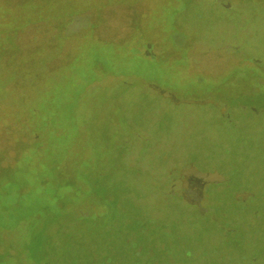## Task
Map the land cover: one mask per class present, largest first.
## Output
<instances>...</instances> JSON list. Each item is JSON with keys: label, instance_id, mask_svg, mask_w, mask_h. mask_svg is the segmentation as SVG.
<instances>
[{"label": "rangeland", "instance_id": "obj_1", "mask_svg": "<svg viewBox=\"0 0 264 264\" xmlns=\"http://www.w3.org/2000/svg\"><path fill=\"white\" fill-rule=\"evenodd\" d=\"M186 11L193 24L198 13L221 18L203 0ZM173 12L160 21L164 26ZM249 24L247 47L264 51V11L251 14ZM214 25L218 35L222 24ZM216 37L208 31L204 39ZM79 45L84 55L31 99L46 109L39 120L54 129L43 134L45 160L30 159L29 150L14 181L5 184L6 195L0 192V264H248V239L223 238V227L200 220L172 191H178L182 163L205 168L206 162L219 178L231 176L233 185L257 197L243 204L218 185L203 207L264 215V135H220L211 108L169 102L143 83H124L136 77L196 98L197 79L184 50L178 59L153 62L93 39ZM54 160L68 163L71 181L57 176L58 164L50 170ZM238 216L231 220L245 225ZM253 238L251 253L259 257L264 240Z\"/></svg>", "mask_w": 264, "mask_h": 264}, {"label": "flooded vegetation", "instance_id": "obj_2", "mask_svg": "<svg viewBox=\"0 0 264 264\" xmlns=\"http://www.w3.org/2000/svg\"><path fill=\"white\" fill-rule=\"evenodd\" d=\"M199 1L202 0H0V192L6 195L5 184L14 181L17 165L29 150L33 153L30 159L45 160L43 150L48 144L43 134L54 127L49 120H39L46 109L32 104L31 99L54 83L53 76L69 69L84 55L79 44L85 40L123 48L153 62L160 58L165 62L178 59L184 50L183 57L197 79L196 98H192L193 93L179 96L172 89L136 77L125 78L124 83L130 82L127 85L131 87L134 82L143 83L169 102L193 99L211 108L220 135L236 134L245 139L260 132L264 135V51L247 47L246 42L251 34V14L264 11V0H203L221 18L198 13L193 24L186 10ZM182 3L183 9L178 8ZM169 9L174 12L166 27L160 21L164 15L168 17ZM234 16L237 25L233 24ZM209 19L211 23L207 22ZM214 23L222 24L217 28L218 35H214ZM208 31L217 37L212 41L204 39ZM57 164V160L50 162V170ZM185 164L188 167L182 168L179 193L172 194L195 208L201 214L200 220L210 221L218 229L223 227V238L248 239L253 252L256 242L250 235L256 233L264 240L263 213L211 210L202 202L208 191L218 185L228 190V197L243 204L257 195L246 187L233 185L231 176L219 178L206 162L205 168L190 161ZM193 167L216 173V177L207 180ZM60 175L63 181H71L73 174L68 163L58 164L57 176ZM238 214L245 225L238 226L231 220ZM251 251L248 264H254L257 258L264 261V251L259 257Z\"/></svg>", "mask_w": 264, "mask_h": 264}, {"label": "water", "instance_id": "obj_3", "mask_svg": "<svg viewBox=\"0 0 264 264\" xmlns=\"http://www.w3.org/2000/svg\"><path fill=\"white\" fill-rule=\"evenodd\" d=\"M164 95H167V94H164ZM179 100H180V102H189V103L196 102V100H193V99H191V100L179 99ZM185 165H186L185 163H182V166L179 168V172H178L179 178H178V181H177V183H178L177 184V188H178L177 193H179V182L182 179V168L185 169V168L188 167V165H186V166ZM193 169L195 171H197L198 174L203 175V176H206L208 178L207 180H214V178L216 177V173L208 172V171L202 172V171L198 170L196 167H193Z\"/></svg>", "mask_w": 264, "mask_h": 264}]
</instances>
